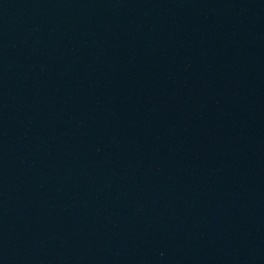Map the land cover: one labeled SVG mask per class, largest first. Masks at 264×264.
Listing matches in <instances>:
<instances>
[{"label":"water","instance_id":"obj_1","mask_svg":"<svg viewBox=\"0 0 264 264\" xmlns=\"http://www.w3.org/2000/svg\"><path fill=\"white\" fill-rule=\"evenodd\" d=\"M0 264H264V0H0Z\"/></svg>","mask_w":264,"mask_h":264}]
</instances>
